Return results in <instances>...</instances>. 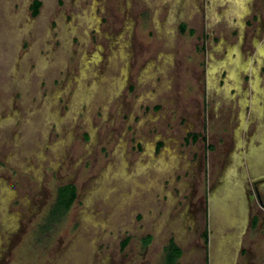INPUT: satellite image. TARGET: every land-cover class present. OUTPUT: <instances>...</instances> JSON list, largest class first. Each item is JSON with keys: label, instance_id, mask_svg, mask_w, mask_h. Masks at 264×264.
<instances>
[{"label": "rangeland", "instance_id": "374dc122", "mask_svg": "<svg viewBox=\"0 0 264 264\" xmlns=\"http://www.w3.org/2000/svg\"><path fill=\"white\" fill-rule=\"evenodd\" d=\"M181 1L0 0V264H264V0Z\"/></svg>", "mask_w": 264, "mask_h": 264}, {"label": "trees", "instance_id": "16d2710c", "mask_svg": "<svg viewBox=\"0 0 264 264\" xmlns=\"http://www.w3.org/2000/svg\"><path fill=\"white\" fill-rule=\"evenodd\" d=\"M42 6V3L40 1H35L32 7L33 10V16L36 17L39 14L40 8ZM185 25H183L184 29ZM192 34H194V31H190ZM77 189L74 185H65L58 189L57 192V198L53 205V207L50 210V213L48 215L45 228L51 229V225H55L59 223L66 214L70 211L72 206L74 205L76 199H77ZM53 227V226H52ZM129 242V239H127L124 242V246L127 245ZM152 242V237L147 236L144 240L145 245H149ZM182 257V250L181 248L176 244L174 240H170L168 245L165 248V258L164 263L165 264H178L180 258Z\"/></svg>", "mask_w": 264, "mask_h": 264}, {"label": "flooded vegetation", "instance_id": "af4514ba", "mask_svg": "<svg viewBox=\"0 0 264 264\" xmlns=\"http://www.w3.org/2000/svg\"><path fill=\"white\" fill-rule=\"evenodd\" d=\"M183 1V0H182ZM183 4V3H182ZM180 6V5H179ZM182 6V5H181ZM263 49V48H262ZM243 65V66H242ZM242 66V68H244V67H246V65L244 64V62L241 60V61H239L238 62V64H237V66L233 69V72H234V74H235V79H236V82H239V76L237 75V73L239 72V68ZM258 74V72H256L255 73V76ZM128 71H127V69H126V71H125V76H127L128 77ZM259 79L260 78H258V80H255L254 81V83L256 84L257 82H259ZM238 84V83H237ZM238 86V89H239V91L242 89L241 88V86L240 85H237ZM256 89V88H255ZM259 89V88H258ZM257 89V90H258ZM260 89H261V87H260ZM260 91V93H261V90H259ZM244 98H246V93L244 92V91H242V95H241V99H244ZM260 110L262 111V109L260 108ZM258 112H259V110H258ZM236 138H237V143H238V145H240L241 144V140H242V138H241V136H240V133L239 132H237V134H236ZM252 140V139H251ZM256 194H257V198L259 199V201L261 202V197H260V194H259V192H258V190L256 189Z\"/></svg>", "mask_w": 264, "mask_h": 264}, {"label": "bare ground", "instance_id": "6f19581e", "mask_svg": "<svg viewBox=\"0 0 264 264\" xmlns=\"http://www.w3.org/2000/svg\"><path fill=\"white\" fill-rule=\"evenodd\" d=\"M181 2H183V1H181ZM232 170V169H231ZM233 190V189H232ZM233 222V221H232Z\"/></svg>", "mask_w": 264, "mask_h": 264}]
</instances>
